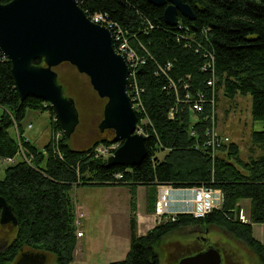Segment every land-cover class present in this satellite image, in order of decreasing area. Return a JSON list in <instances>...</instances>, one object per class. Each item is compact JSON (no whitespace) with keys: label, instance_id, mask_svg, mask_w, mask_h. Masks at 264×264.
<instances>
[{"label":"trees","instance_id":"1","mask_svg":"<svg viewBox=\"0 0 264 264\" xmlns=\"http://www.w3.org/2000/svg\"><path fill=\"white\" fill-rule=\"evenodd\" d=\"M182 1L195 18L178 13L179 21L172 26L163 19V7L147 0H78L86 15L102 13L120 26L143 60L129 78L138 89L133 104L146 146V156L135 166L108 167L106 158L95 156L97 145L117 146L112 130L88 147H72L47 102L33 96L20 99L11 64L0 59V158H14L24 150V157L7 164L0 179V196L17 219L11 243L0 244V264H15L23 247L51 255L55 264L72 262L77 242L70 196L74 186H127L133 211L137 187L158 185L218 189L221 206L202 217L177 213L144 234H137L130 217L128 251L109 264H159L157 249L164 236L192 225L219 227L264 264V243L252 234L253 224L264 223V129L251 131L246 159L237 142L214 148L205 143L212 110L218 126L220 91L228 100L249 95L251 119L264 121V0ZM198 94L203 110L193 112ZM28 110L51 113V136L42 148L23 135L21 123ZM14 125L17 133H12ZM242 199L249 200L246 222L238 217ZM148 201L154 206V196Z\"/></svg>","mask_w":264,"mask_h":264},{"label":"water","instance_id":"2","mask_svg":"<svg viewBox=\"0 0 264 264\" xmlns=\"http://www.w3.org/2000/svg\"><path fill=\"white\" fill-rule=\"evenodd\" d=\"M163 7L169 25L178 13L194 20L191 7L182 0H147ZM0 51L11 64L15 88L23 100L33 96L49 104L63 134L70 138L79 114L72 97L64 93L55 67L68 63L88 77L93 90L104 100L100 132L110 129L118 143L106 158V166L138 165L146 156L144 136L128 93L130 69L112 43L110 31L92 22L78 0H10L0 3ZM42 59L43 64L34 60ZM0 224H17L12 207L0 196ZM22 249V248H21ZM16 264H44L45 254L23 255ZM176 264H221L218 249L208 246L179 259Z\"/></svg>","mask_w":264,"mask_h":264},{"label":"rangeland","instance_id":"3","mask_svg":"<svg viewBox=\"0 0 264 264\" xmlns=\"http://www.w3.org/2000/svg\"><path fill=\"white\" fill-rule=\"evenodd\" d=\"M58 81L62 84L64 93L74 99L79 123L69 138V144L74 148L88 147L94 140L108 134H101L98 124L102 117L104 100L96 94L90 85L86 75L68 63H62L55 67ZM218 126L217 132L228 138L230 142H237L242 159H246L252 146L250 134L252 130L264 129V121H253L250 116V96H236L233 100L225 98L221 91L218 93ZM3 110L0 107V113ZM53 119V116H52ZM51 113L38 110H28L22 121L23 135L42 148L51 136L49 126ZM16 132L15 127L12 133ZM140 132V131H138ZM100 150L102 145H97ZM161 157V154H159ZM22 156H16L20 159ZM105 158V157H104ZM7 164L0 159V179L4 176V168ZM158 191L153 187L139 186L135 193V209L130 208V192L127 186H74L70 190V196L75 207L76 232H82L78 238L73 260L70 264H109L111 261L123 259L129 248V219L133 217L136 222L137 234H144L162 219L173 218L172 213L177 212L172 207L174 202H183L186 194L180 198H171L172 201L164 200L158 185ZM148 192L146 193L145 191ZM156 189V188H154ZM159 191L161 193H159ZM154 196V206L149 205L148 197ZM159 199L162 201L158 204ZM164 201V202H163ZM167 201V203H165ZM243 215L248 218V205L242 201ZM162 212V213H160ZM168 210V211H167ZM158 211V212H157ZM80 214H82L80 216ZM13 238V226L0 227V237ZM203 235L202 239L208 246L218 249L220 255L224 253L230 256L238 264H263L250 249L236 240L219 227L209 225L206 228L192 225L172 231L164 236L159 243V264H176L185 253H191L195 249L187 248L188 243L193 242L196 236ZM81 236V235H80ZM204 242V243H205ZM202 243V242H201ZM213 243V244H209ZM3 245V242H0ZM206 244V243H205ZM209 244V245H208ZM186 246V249L175 253L176 247ZM200 249L206 246L201 244ZM206 247V248H207ZM29 251L23 247L21 251ZM221 250V251H220ZM200 251V250H199ZM30 253H37L31 251ZM182 254V255H181ZM186 255V254H185ZM192 255V254H190ZM188 256V255H187ZM44 264H55L51 255H45ZM185 257V256H184ZM222 258V255H221Z\"/></svg>","mask_w":264,"mask_h":264},{"label":"built area","instance_id":"4","mask_svg":"<svg viewBox=\"0 0 264 264\" xmlns=\"http://www.w3.org/2000/svg\"><path fill=\"white\" fill-rule=\"evenodd\" d=\"M88 17L92 22L103 25L110 31L113 46H114L115 50L125 58V60L128 64V67L130 69L129 78H131V80H132V77L135 74V68L138 65H140L141 63H143V60H142V58L137 56L135 51L130 47L128 40L123 36V31L121 30V27L118 26L115 22L109 20L107 18V16L102 14V13L97 12V13H94L92 15H88ZM4 58H5V56L0 51V59H4ZM210 83H212V84H210ZM207 84L213 85V82H208ZM128 88L131 92V94H129V95H130V98L132 101V106H133V108L137 109V105L136 104L134 105L133 102H135V98L138 94V89L136 88V86H134L132 84V82L131 83L128 82ZM186 95H188V94H186ZM186 95H185V97H186ZM197 97H198V100L197 101L195 100V102H193V105L191 108V110L193 112H201L203 110V106H202L203 102L200 100V98H202V95L198 94ZM210 103H212V105H213V97L211 98ZM212 108H214V107L212 106ZM215 114H216V110H212V113L210 115V122L211 123L205 129V133H206V142L205 143H206V145H208L209 147H212V148L219 146L221 143L230 142V141H228L227 137L221 136V134L217 132V125L215 123ZM14 127H15L16 133H17V126L14 125ZM115 148H116V145H113V146L102 145V148L100 150H96V148L94 149L95 156L107 158L113 152L112 149H115ZM19 150L20 151H19L18 155L24 157V150L22 148H20ZM0 159L3 162H5L6 164H13L16 161V157H14V158L13 157H4V158H0ZM163 186H165V187L160 189L162 192V195L160 194V196H162L163 200H164V197H166V200H168L169 202L172 201V199L170 197L172 190L179 189V190L188 192L185 194L189 195V196L184 198L182 200L183 202H181L184 205L181 207V209H177L178 210L177 212L172 213L173 215L183 212V213L192 214L194 217H202V216H204V214L208 213L212 209L219 208L221 206L222 193L218 189H210V188H206L203 186H196V187H192V188H173V187L168 186V185H163ZM161 200L159 199V202H158V204L160 203L159 205H161V202H162ZM165 203H167V201ZM160 213H162V212H160ZM81 215L82 214H80V216ZM238 217L243 222H246L248 220V218H246L243 215L242 209L240 210ZM78 223H79L78 220H76V224H78ZM76 234H77V236H80V235H82V232H77Z\"/></svg>","mask_w":264,"mask_h":264},{"label":"flooded vegetation","instance_id":"5","mask_svg":"<svg viewBox=\"0 0 264 264\" xmlns=\"http://www.w3.org/2000/svg\"><path fill=\"white\" fill-rule=\"evenodd\" d=\"M109 130L110 129H105L104 131H102V132H100L101 134H103V133H106L107 134V132H109ZM202 236L203 235H198V236H196L195 237V239H193V242H190V243H188V245H187V248H193V249H195L193 252H191V253H185V254H181L182 255V257H184V256H187V255H190V254H194V253H196V252H198L199 250H202V249H200L201 247H199V246H201V244L202 245H204L205 243V240L204 239H202ZM9 236H6V235H4V236H1L0 237V242H3V245H8V243H11V240L8 238ZM202 242V243H201ZM209 244H213V243H209ZM208 244V245H209ZM214 245V244H213ZM176 251H175V253L177 254H179V251H183V250H185L186 249V246H180V245H178L176 248ZM221 251V250H220ZM28 254H30V252H27V251H21L20 252V255L18 256V258L17 259H19V260H23L24 258V256L23 255H28ZM221 255H222V258H221V264H238L231 256H230V254H228L227 256L224 254V253H221ZM181 257V258H182ZM181 258H179V259H181ZM15 264H16V262H15ZM25 264H29V263H25Z\"/></svg>","mask_w":264,"mask_h":264},{"label":"crops","instance_id":"6","mask_svg":"<svg viewBox=\"0 0 264 264\" xmlns=\"http://www.w3.org/2000/svg\"><path fill=\"white\" fill-rule=\"evenodd\" d=\"M139 187V186H138ZM138 187H137V189H138ZM156 189H154L153 188V191H152V193L154 192V191H158V186H156L155 187ZM137 189H136V191H137ZM146 193L148 192V189H147V191H145ZM137 193V192H136ZM159 193H160V191H159ZM184 193H188V192H185V191H182V190H179V189H176V190H172L171 191V195H170V197L171 198H180V197H182L183 195H181V194H184ZM189 195H186L185 197H188ZM242 201H245V203H247V205H248V211H249V200H247V199H242V200H240L239 201V205L240 206H242ZM172 205V207H175L176 209L175 210H177V209H181V207L184 205L183 203H180V202H174V203H172L171 204ZM241 209H242V207H241ZM243 210V209H242ZM244 212V211H243ZM248 215V214H247ZM252 234H253V236L256 238V239H258L260 242H262V243H264V223H255V224H253L252 225ZM83 236V233H82V235L81 236H79L78 238H80V237H82ZM78 238H77V240H78ZM76 246H77V242H76ZM75 246V247H76ZM76 250V249H75ZM75 250H74V252H75Z\"/></svg>","mask_w":264,"mask_h":264},{"label":"bare ground","instance_id":"7","mask_svg":"<svg viewBox=\"0 0 264 264\" xmlns=\"http://www.w3.org/2000/svg\"><path fill=\"white\" fill-rule=\"evenodd\" d=\"M188 103H190V102H188ZM191 112V111H190ZM221 134V133H220ZM118 145V144H117ZM117 147V146H116Z\"/></svg>","mask_w":264,"mask_h":264}]
</instances>
